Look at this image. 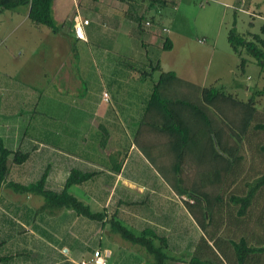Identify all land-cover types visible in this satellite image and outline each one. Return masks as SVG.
Wrapping results in <instances>:
<instances>
[{
  "label": "crops",
  "instance_id": "1",
  "mask_svg": "<svg viewBox=\"0 0 264 264\" xmlns=\"http://www.w3.org/2000/svg\"><path fill=\"white\" fill-rule=\"evenodd\" d=\"M233 1L229 0L230 3ZM167 2L175 4L174 0H52L51 18L60 26L58 33L52 32L46 26L32 24L28 17L30 7L27 4H20L12 10H0V45L3 39L9 40L18 31H24L19 34H24L25 37L34 36L37 39L35 44L37 51L44 47L45 51L41 52L44 56L37 60L44 63L45 68H49L48 63L53 60H59L60 55H66L62 63V71L49 75L52 77V82L56 80L64 92L71 91L76 95L75 93L82 89L83 85V81L79 79V66L74 70L66 69L68 63L71 67L74 65V49L89 48L93 43L113 47L110 48L113 58L106 57L104 54L108 52L106 49L98 50L93 57L92 66L98 76L99 89L90 102L88 123L91 133L106 134L107 138L109 137L108 141L104 144H96L95 141L87 144L84 136L80 143L71 138L73 131L79 133L77 131L79 122L83 123L75 120L83 109V106L80 108L77 105L69 106L59 115L62 121L60 136L62 134L61 138L68 144L71 141L70 144L78 146L82 154L79 156L71 154L63 151L61 147L48 143L50 154L65 152L67 158L77 160V170L89 172L90 169L91 171L95 169L98 173L92 179L101 176L106 178L109 183L107 191L102 189L101 183L97 186V195L92 192L88 194L103 208L102 211H105L107 216L103 221H96L77 216L69 209L48 212V214L36 212L48 216V222H45L48 233L41 232L48 237V241H44L45 246H48V264H92L95 251L100 252L106 264H150L151 258L146 249L138 242L125 240L120 232L109 224L111 217H115L135 235L150 229L160 238H164L167 244L165 249L167 256L181 259L179 262L169 261L168 264H185L182 260H188L203 235L186 205V203L192 204L193 200L188 199L187 193L176 191L169 182L182 181L183 187L189 189L184 182L193 180L194 176L197 178L201 170L218 164L224 166V162L219 159L214 160V150L210 144L212 131L217 130L208 127L205 119L187 106L182 107L186 108L183 110L179 107L173 108L171 113L173 119L181 117L188 126V130L183 128L188 136L182 148L181 136L178 132L160 130V127L168 123V116L161 111L157 101L151 102L153 88L162 73H174L182 83L170 81L172 85H166L161 89L162 98L185 100L201 107L208 115L213 116L219 127L221 123L218 115L216 113L214 115V110L202 101V89L213 86L224 90V87H229L233 91L243 93V98L235 97L246 101L250 98L253 88L244 82L242 77L244 73L240 74L238 71L239 58L228 44V30L223 29L222 20L219 21L217 37L212 38V44L207 45L208 37H212L209 32L205 33L208 37L203 34L205 35L203 39L195 42L193 37L179 33L173 26L167 28L162 24V17L156 16ZM237 3L239 7H243L245 3L249 9V0H237ZM227 5L225 4L226 7ZM151 9H154L156 15L147 17ZM247 12L251 18L257 17L254 11ZM222 13V17L227 14L225 10ZM234 15L236 16V12ZM259 17L264 19L262 15ZM75 18L89 22L83 27L85 40H78L72 32ZM145 21H149L151 26L146 27ZM163 28L168 32H163ZM219 39L220 47H218ZM165 40L171 43L170 50L163 49ZM17 45L21 49L22 41ZM37 51L33 53L36 54ZM179 56L185 60L183 67L181 61H176ZM36 64L38 63L36 62L30 71L25 72V78H33L35 73L39 72L42 67ZM80 68L83 70L84 65L82 64ZM134 70L139 72L138 75L134 74ZM223 76L228 78L227 85L222 83ZM7 77L10 78L0 73V126L3 127H6L3 119L8 118L13 119L11 123L14 126L19 124L15 118L18 117L21 109L20 99L17 98L22 91L19 87L21 84L14 81L15 83L9 85L12 86L11 88H5ZM148 78L149 86L140 90V93L136 91L137 94H134L133 82L136 79L146 81ZM134 98L136 100L133 101ZM33 102L30 108H33ZM133 102H137L136 110H132ZM150 102L153 104L151 105ZM48 111L50 119L48 133L58 135V129L52 123L54 119H58L57 115L51 110ZM65 119L67 121L64 122ZM64 126L69 128L65 129ZM200 128L208 132L207 136L200 145H193L190 138ZM19 133L17 130L15 134ZM83 133L84 131L80 134ZM136 133L139 134L138 142L133 138ZM112 136L115 137L114 145L110 143ZM224 139L226 140L225 136ZM11 143L15 144V141L12 139ZM32 143L36 145V142H28V144ZM5 147L8 148L6 145ZM30 150L34 151L35 147ZM179 155H181L180 161ZM162 160L168 165L165 170L157 168L158 162L163 164ZM59 164L56 162L55 165ZM188 165L198 168L192 171L186 170L185 167ZM23 173L20 170L11 173L12 182L18 183L15 180L22 177ZM68 174V170L61 172L56 167L51 177L46 180V189L53 192L62 191ZM18 184L28 185L26 182ZM119 185L121 188L116 196ZM184 197L192 203L183 201ZM5 208L1 209L2 214H8ZM24 208L26 212L23 221L28 223L34 209ZM195 214L198 216V211H195ZM16 242L12 247L4 245L5 243L0 245V249L9 248L3 254L12 256L8 261H13V258L25 251L21 247L26 241L22 245ZM159 243L158 240H154L155 247H159ZM30 244L32 243L27 242L28 246ZM42 264L47 263L42 262Z\"/></svg>",
  "mask_w": 264,
  "mask_h": 264
},
{
  "label": "trees",
  "instance_id": "2",
  "mask_svg": "<svg viewBox=\"0 0 264 264\" xmlns=\"http://www.w3.org/2000/svg\"><path fill=\"white\" fill-rule=\"evenodd\" d=\"M20 4L29 5L28 17L32 24L46 26L54 33L59 32L60 26L56 25L51 18L52 0H0V10H12ZM235 24L234 20L227 32V40L233 53L239 58L238 67L243 72L248 58L254 60L264 72V39L259 34H252L250 37L239 34ZM260 34L264 35V25L260 27ZM163 49L170 50L171 43L165 40ZM170 81L181 82L174 73H162L153 88L151 97V102L157 101L161 111L168 116V123L160 127V130L178 132L183 148L188 136L183 128L188 130V126L181 117H175L174 120L171 113L175 107L183 110L186 108L182 107L187 106L201 115L208 127L217 130L212 131L210 144L214 150V160L219 159L224 162V166L218 164L220 166L214 165L201 170L197 175L198 186L200 185L197 188L185 189L182 181L169 182L176 191L182 194L187 193L188 199L193 200L192 204L186 203V205L203 234L188 260L184 259L182 262L185 264H215L216 261L217 264H264V109L258 110L255 100L256 97L263 98L264 90L252 91L250 98L242 101L222 89L213 86L203 88L202 101L214 110V115L215 113L218 115L221 123L219 127L213 116L208 115L201 107L185 100L162 98L161 89L166 85H172ZM207 133L203 128L198 129L191 136L190 142L193 145H200ZM179 157L180 161L181 155ZM28 159L29 153L9 150L0 138V189L4 187L23 197L28 195L40 197L43 204L36 211L37 213L48 214V212L69 209L77 216L96 221H103L107 216L105 211L93 212L88 204L69 192L72 186L82 185L92 179L96 172L71 169L60 192L46 189V171L39 181L28 185L7 182L12 165H22ZM162 162L163 164L157 163V168L167 169L166 161L162 160ZM185 168L193 170V167L189 165ZM227 183H235L234 189H230ZM208 188L218 189L214 197L203 194V189ZM201 190L202 192H199ZM195 211H198V216ZM109 224L120 232L125 240L141 244L151 258L150 264L181 261V259L167 256L166 240L160 238L154 231L145 229L140 235H135L115 217L110 218ZM154 240L160 242L159 247L154 246ZM221 257H224L225 262ZM11 258V255L1 256L0 262H7Z\"/></svg>",
  "mask_w": 264,
  "mask_h": 264
},
{
  "label": "rangeland",
  "instance_id": "3",
  "mask_svg": "<svg viewBox=\"0 0 264 264\" xmlns=\"http://www.w3.org/2000/svg\"><path fill=\"white\" fill-rule=\"evenodd\" d=\"M175 4L167 2L159 10V14H155L154 9H151L148 16L156 15L157 17H162V24L168 27H174L179 33L187 34L193 37L194 41L203 39L206 32H209L210 36L208 37V44H212V38L217 37L216 31L219 27V21L222 20L223 29L229 30L232 27V24L235 20V29L239 34H244L246 37H250L252 34H259L262 39L264 35L260 34V27L264 25V19L259 17L262 15L264 17V0H249V9L246 4H243L241 11L237 0H234L232 3L229 0H174ZM225 4H228L227 7ZM223 10L227 12L226 16H223ZM247 11H254L257 17L251 18ZM236 12V16L234 13ZM224 31V30H223ZM18 31L13 37L8 39H3L4 41L0 45V73L5 76H10L6 78L4 87L11 88L12 83L18 82L21 84L20 97V113L15 118L19 122L15 126L11 123L12 118L3 119L4 125L6 127L0 126V138L3 140L6 146L12 151H20L23 153H29V159L22 165H12L10 175L7 178V182H12L13 178L11 173H16L17 170L24 172L22 177H18L15 181L18 183H35L41 179V176L46 171V180L51 177L54 173L56 167L61 172L70 169H76V164H78L76 159L67 158L66 153L56 152L50 154L51 151L48 148V143L61 147L62 150L67 151L71 154H82L81 149L75 144H69L65 139H62L60 136L61 124L60 114L65 112L69 106H83L82 112H79L78 118L75 117V120L83 121L79 122L78 132L73 131V136L71 138L76 142H82V137L84 136L85 142L87 144H92L94 141L96 144H104L108 141L106 134L96 135L91 133L88 123L90 122L89 113L90 102L93 101L94 95L97 93L98 87V76L94 70L93 57L96 55L98 50H108L106 57L113 58L114 55L110 48L107 45H102L98 43H93L90 47L85 49L77 48L74 49V65L71 67L69 63L66 66V69L69 68L74 70L76 66H79L80 76L79 79L83 81L82 89H79L74 95L71 91L64 92L63 89L59 86V83L55 80L52 82V77L49 76L51 73H60L62 71V63L65 61V54L60 55L59 60H53V62L48 63L49 68H45L44 63L37 60L41 56H44L41 52H44L45 49L42 47L38 51L35 49V44L37 39L34 36L25 37V35H20ZM205 34V35H203ZM22 41L23 45L21 49L18 48L17 43ZM204 43V42H201ZM218 47H220V39L218 41ZM34 54L33 52H36ZM21 52V53H20ZM104 54H100L104 56ZM37 60V61H36ZM249 62L246 64L244 71L242 72L238 67V71L244 73L242 75L244 82L251 86L253 91L255 90H264V72L262 73L261 67L256 64L252 59H248ZM181 61V66L185 64V60L179 56L176 60ZM39 67H42L38 73H35L34 77L30 79L25 78L24 74L26 71H30L31 67L35 64ZM46 62V61H45ZM65 64V63H64ZM84 65L83 70L80 66ZM35 66V65H34ZM33 68V67H32ZM142 70V68H139ZM138 71L134 70V74L138 75ZM45 74V76H43ZM16 76V77H13ZM49 76V77H48ZM136 78V77H134ZM15 81V82H14ZM222 83L228 84V78L223 76ZM11 83V84H10ZM149 78L146 81L142 79L133 82V93H140V90H143L146 86H149ZM223 86V85H222ZM221 87V86H220ZM219 87V88H220ZM226 92L234 94L239 98H243V93L240 91H233L229 87H224ZM137 91V92H136ZM35 100V102H33ZM136 100L135 98L133 101ZM256 108L258 110L264 109V95L263 98H255ZM33 102V108H30ZM130 103L128 104V106ZM132 105L134 110L137 107V102H133ZM65 107V108H64ZM48 110L54 115H57L58 119H54L52 122L54 127L58 129L59 134L48 133V123L50 119L48 118ZM136 110V109H135ZM70 112L68 113L69 116ZM72 115V113H71ZM136 119H134L135 121ZM67 119L64 120V122ZM67 123V122H66ZM70 124V123H69ZM93 124V123H92ZM65 129L69 128L64 126ZM19 131V134H15L16 131ZM84 131L83 134H80ZM67 134H65L67 138ZM72 135V134H71ZM139 134H134L133 138L138 142ZM116 137V134L114 135ZM112 136V145L115 144V137ZM12 139L15 141V144H12ZM107 139V140H106ZM28 142H36V145L28 144ZM63 142V143H62ZM35 147L34 151H31L30 148ZM108 152V151H106ZM113 153L112 151H109ZM114 154V153H113ZM116 156L117 155H113ZM115 159V157H114ZM116 160V159H115ZM57 164L59 165H55ZM121 163V162H120ZM119 163V166H120ZM198 167H193V170H196ZM89 170V172H95V169ZM98 173V172H96ZM104 176L99 178L90 179L82 186H72L69 192L77 197L78 199L89 204L90 209L93 212H101L103 210L99 204L95 203L92 198H90L88 193H95L97 191V186L101 183L105 191L109 188V183L105 180ZM198 179L194 176L193 180H188L184 182V185L189 186V188L199 187L197 182ZM235 183H227L230 189H234ZM240 185L238 186V188ZM121 185L118 186L116 191V196L119 194V189ZM199 192H202L199 191ZM203 194H207L210 197H214V194L218 192L217 188H208L203 189ZM87 194V195H86ZM97 195V194H96ZM98 199V197H96ZM186 198V197H185ZM187 199V198H186ZM42 199L36 196H19L16 193H12L9 189L2 187L0 189V245L5 243L9 247H12L13 243H21L26 241V244L21 247L25 249L19 253V255L13 258V261L2 262L1 264H42L46 262L48 264V246H45L44 241H48L46 234L42 235L41 232L48 233V226L45 225V222H48V216L44 214H37L36 209L42 204ZM87 202V203H86ZM7 209H6V208ZM24 207H30L34 209L33 214L31 213L28 223L23 221V216L26 212ZM5 208L8 214L1 212V209ZM44 236V237H43ZM42 239V240H41ZM27 242H31L29 246ZM216 248L219 250L218 245ZM6 250L4 247L0 249V257L8 256L3 255ZM9 252V251H8ZM18 254V253H15ZM14 254V255H15ZM45 255V256H44ZM222 261L225 262L224 257H221ZM224 259V260H223ZM227 260V259H226ZM217 264V261L215 262Z\"/></svg>",
  "mask_w": 264,
  "mask_h": 264
},
{
  "label": "built area",
  "instance_id": "4",
  "mask_svg": "<svg viewBox=\"0 0 264 264\" xmlns=\"http://www.w3.org/2000/svg\"><path fill=\"white\" fill-rule=\"evenodd\" d=\"M238 9L245 12V10H242V6H240ZM88 24H89V22L86 20L80 21V20H77L76 18L74 19V22L72 25V32L74 33L75 37L78 40H85L83 27L88 25ZM144 25L146 27H149V26H151V23L149 21H145ZM163 32L167 33L168 30L166 28H163ZM104 97L106 98V94H104ZM186 198L184 197L182 200L189 202L190 200H188ZM190 203H192V202L190 201ZM82 264H85V263H82ZM92 264H106L104 258L100 255L99 251H95L93 253Z\"/></svg>",
  "mask_w": 264,
  "mask_h": 264
}]
</instances>
